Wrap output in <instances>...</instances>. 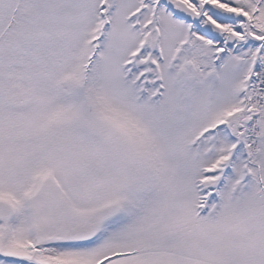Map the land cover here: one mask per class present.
Wrapping results in <instances>:
<instances>
[{"label":"snow or ice","instance_id":"obj_1","mask_svg":"<svg viewBox=\"0 0 264 264\" xmlns=\"http://www.w3.org/2000/svg\"><path fill=\"white\" fill-rule=\"evenodd\" d=\"M0 264H264V0H0Z\"/></svg>","mask_w":264,"mask_h":264}]
</instances>
